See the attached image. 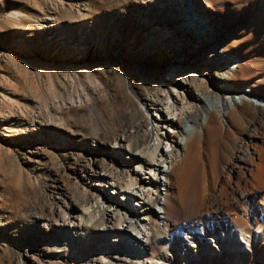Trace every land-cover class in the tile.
<instances>
[{"label": "rangeland", "instance_id": "374dc122", "mask_svg": "<svg viewBox=\"0 0 264 264\" xmlns=\"http://www.w3.org/2000/svg\"><path fill=\"white\" fill-rule=\"evenodd\" d=\"M172 1L0 0V264H83L86 241H105L93 230L84 232L87 240L72 239L62 224L92 205L93 195L120 201L119 189L90 185L82 171L99 168L118 136H141L148 102L166 86L173 60L193 56L204 76L207 47L188 48L185 35L170 29ZM196 1L219 17L217 34L232 32L227 52L248 64L239 86L259 79L254 93L263 96L264 15L252 11L258 0H207V8ZM219 148L231 169L234 156ZM135 163L116 157L114 168L132 177ZM193 220L213 229L211 220ZM244 226L264 230V220ZM224 251L200 264H237ZM251 262L264 264V243Z\"/></svg>", "mask_w": 264, "mask_h": 264}, {"label": "bare ground", "instance_id": "6f19581e", "mask_svg": "<svg viewBox=\"0 0 264 264\" xmlns=\"http://www.w3.org/2000/svg\"><path fill=\"white\" fill-rule=\"evenodd\" d=\"M178 1H172L170 29L185 35L188 48L207 47L204 76L191 64L193 56L173 60L166 86L148 102L151 113L141 136H118L103 151L99 168L82 171L90 185L119 189L124 202L93 195L81 215L62 220L72 239L85 238L91 230L106 238L102 244L85 238L83 264H200L224 257L228 249L241 264L253 261L264 243V230L243 229L246 219L264 220V95L254 93L260 80L239 86L238 76L248 64L227 52L232 32L217 34L218 16L196 0ZM252 11L264 15V0ZM220 144L234 156L231 169ZM116 157L136 161L132 177L116 171ZM179 216L184 222L175 227ZM193 218L211 220L213 229Z\"/></svg>", "mask_w": 264, "mask_h": 264}]
</instances>
